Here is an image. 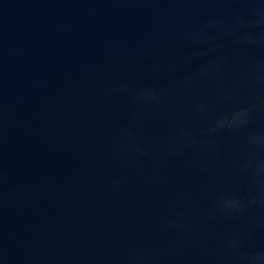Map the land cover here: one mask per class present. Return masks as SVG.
<instances>
[{
	"label": "water",
	"instance_id": "water-1",
	"mask_svg": "<svg viewBox=\"0 0 264 264\" xmlns=\"http://www.w3.org/2000/svg\"><path fill=\"white\" fill-rule=\"evenodd\" d=\"M252 7L0 0V264H232L264 250V193L228 211L264 168Z\"/></svg>",
	"mask_w": 264,
	"mask_h": 264
},
{
	"label": "clouds",
	"instance_id": "clouds-1",
	"mask_svg": "<svg viewBox=\"0 0 264 264\" xmlns=\"http://www.w3.org/2000/svg\"><path fill=\"white\" fill-rule=\"evenodd\" d=\"M245 3L252 5V12L254 15L260 14V7L261 5H264V0H244ZM255 27H261L262 25L258 22L254 23ZM125 91H128L129 95L132 97L133 101H138L144 98L142 95H138L134 92H131L130 90L125 88ZM221 129H224V119H221L218 121V127L216 129H213L214 131H219ZM229 131H232L231 128L228 129ZM244 134L245 138H247L251 135L248 125H242L241 128L236 130V134ZM194 143V142H193ZM195 150V149H193ZM248 150V144L243 143L241 145V152H246ZM141 155H147L146 152H141ZM264 171V168L257 165L255 167H249L248 169V175H249V188L246 190V193L243 195H240L239 197L233 196L232 197V203L228 205V211H231V208L235 206V200L240 199L244 200L247 199L249 195L253 191L257 192L258 194L264 193V179H261V172ZM115 183V182H114ZM223 207V206H222ZM230 247H232L230 245ZM264 250H250V251H239L234 253L231 256L232 264H248L249 261L255 260L257 257L260 256L261 252ZM141 259L143 260L144 257L141 256Z\"/></svg>",
	"mask_w": 264,
	"mask_h": 264
}]
</instances>
